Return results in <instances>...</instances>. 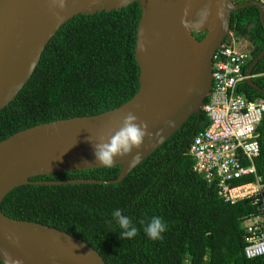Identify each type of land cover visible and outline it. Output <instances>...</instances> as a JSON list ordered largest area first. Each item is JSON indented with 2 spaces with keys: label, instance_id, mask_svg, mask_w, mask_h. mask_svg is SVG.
Returning a JSON list of instances; mask_svg holds the SVG:
<instances>
[{
  "label": "trees",
  "instance_id": "16d2710c",
  "mask_svg": "<svg viewBox=\"0 0 264 264\" xmlns=\"http://www.w3.org/2000/svg\"><path fill=\"white\" fill-rule=\"evenodd\" d=\"M141 13L136 2L111 12L78 15L64 24L47 44L28 83L0 111V142L39 124L98 115L132 99L140 87L135 50ZM230 28L248 46L247 72L264 51L259 9L235 11ZM204 35L195 33L199 40ZM252 75L264 90V58ZM239 92L249 101L264 99L246 82ZM197 120L193 115L120 183L23 185L5 197L1 210L10 218L47 225L85 241L107 264H264V255L248 259L244 253L242 219L256 208L249 201L225 203L216 181L208 183L193 169L195 159L188 148ZM207 125L202 112L196 132ZM258 132L256 165L264 180V120ZM120 171L116 165L31 181H110ZM116 209L139 229L135 238H119L121 229L112 216ZM153 216L168 226L160 241L149 239L139 223L147 224Z\"/></svg>",
  "mask_w": 264,
  "mask_h": 264
},
{
  "label": "water",
  "instance_id": "95a60500",
  "mask_svg": "<svg viewBox=\"0 0 264 264\" xmlns=\"http://www.w3.org/2000/svg\"><path fill=\"white\" fill-rule=\"evenodd\" d=\"M238 1L0 0V111L28 83L49 41L72 18L111 12L136 2L142 12L135 50L140 87L132 99L98 115L39 124L0 142L3 264H107L85 241L47 225L10 218L2 212L1 204L13 189L23 185L120 183L196 114L193 138L212 88L213 57L223 43L232 39V13L255 6L264 27V7L259 2ZM202 18L201 26L185 28V23ZM195 33L205 35L199 40ZM263 58L264 51L248 69L246 83L264 95L252 78L254 68ZM129 111L147 122L148 131L154 135L145 139L141 158L134 166L128 163L131 156L115 160L113 166H121L117 179L31 181L38 176L103 168L96 161L89 137L96 142L101 134L115 131ZM135 154L133 150L132 155Z\"/></svg>",
  "mask_w": 264,
  "mask_h": 264
},
{
  "label": "built area",
  "instance_id": "2783aa9c",
  "mask_svg": "<svg viewBox=\"0 0 264 264\" xmlns=\"http://www.w3.org/2000/svg\"><path fill=\"white\" fill-rule=\"evenodd\" d=\"M250 1L264 7V0ZM229 44L223 43L213 57V83L203 108L208 125L195 134L188 152L195 159L194 171L208 183L216 181L225 203L249 201L256 208L241 223L244 253L253 259L264 255V180L256 165L264 99L249 101L239 92L248 79V55Z\"/></svg>",
  "mask_w": 264,
  "mask_h": 264
},
{
  "label": "clouds",
  "instance_id": "9594fccd",
  "mask_svg": "<svg viewBox=\"0 0 264 264\" xmlns=\"http://www.w3.org/2000/svg\"><path fill=\"white\" fill-rule=\"evenodd\" d=\"M61 7H63V3H61ZM201 15L202 17H206L207 14L202 13ZM203 23L204 19L202 18L192 24L185 23L184 26L185 28H193L199 27ZM253 77L254 76L252 75V78ZM206 100L209 101V98L207 97ZM206 100L204 105L207 103ZM153 135V133L148 131V123L139 120V118L132 111H129L124 114L122 124L118 129L107 134H101L96 142H93L90 137L89 140L93 143L94 155L98 164L106 168H111L117 158L131 156V160L128 162L131 167L140 160L142 154L140 149L144 145L145 139H151L153 138ZM156 135H159V133ZM133 150H136L135 155H132ZM112 216L117 221L121 229L119 235L120 239L131 240L137 236L139 229L130 217L123 215L119 209L114 210L112 212ZM139 223L144 225L143 230L152 241L162 240L163 234L168 228L167 223L158 216H153L147 224H145L144 220L139 221Z\"/></svg>",
  "mask_w": 264,
  "mask_h": 264
},
{
  "label": "rangeland",
  "instance_id": "374dc122",
  "mask_svg": "<svg viewBox=\"0 0 264 264\" xmlns=\"http://www.w3.org/2000/svg\"><path fill=\"white\" fill-rule=\"evenodd\" d=\"M229 45L233 46L235 49L239 50L240 52H246L249 50H244V46H247L244 44V42L241 39H237L235 36L232 35V43H230ZM248 47V46H247ZM246 54H248V52H246Z\"/></svg>",
  "mask_w": 264,
  "mask_h": 264
},
{
  "label": "flooded vegetation",
  "instance_id": "af4514ba",
  "mask_svg": "<svg viewBox=\"0 0 264 264\" xmlns=\"http://www.w3.org/2000/svg\"><path fill=\"white\" fill-rule=\"evenodd\" d=\"M239 2V1H238Z\"/></svg>",
  "mask_w": 264,
  "mask_h": 264
}]
</instances>
